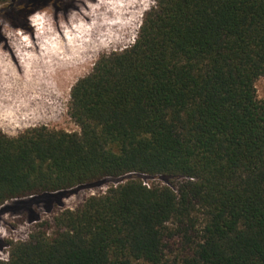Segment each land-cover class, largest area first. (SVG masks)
Returning <instances> with one entry per match:
<instances>
[{
	"label": "trees",
	"instance_id": "16d2710c",
	"mask_svg": "<svg viewBox=\"0 0 264 264\" xmlns=\"http://www.w3.org/2000/svg\"><path fill=\"white\" fill-rule=\"evenodd\" d=\"M50 1L0 13L25 28ZM154 1L72 86L79 131H0V209L124 177L7 241L0 264H264V0Z\"/></svg>",
	"mask_w": 264,
	"mask_h": 264
},
{
	"label": "rangeland",
	"instance_id": "374dc122",
	"mask_svg": "<svg viewBox=\"0 0 264 264\" xmlns=\"http://www.w3.org/2000/svg\"><path fill=\"white\" fill-rule=\"evenodd\" d=\"M154 5V0L50 1L29 15L25 28L0 13V131L16 136L42 124L79 131L69 114L72 86L102 54L132 44L144 14ZM256 86L263 99L264 77ZM141 177L148 184L160 181L159 176ZM123 178L6 202L0 209L1 247L27 239L39 223L51 222L63 209L78 208Z\"/></svg>",
	"mask_w": 264,
	"mask_h": 264
},
{
	"label": "built area",
	"instance_id": "2783aa9c",
	"mask_svg": "<svg viewBox=\"0 0 264 264\" xmlns=\"http://www.w3.org/2000/svg\"><path fill=\"white\" fill-rule=\"evenodd\" d=\"M9 256H10L9 246L6 245L4 247H0V260L7 261L9 260Z\"/></svg>",
	"mask_w": 264,
	"mask_h": 264
},
{
	"label": "bare ground",
	"instance_id": "6f19581e",
	"mask_svg": "<svg viewBox=\"0 0 264 264\" xmlns=\"http://www.w3.org/2000/svg\"><path fill=\"white\" fill-rule=\"evenodd\" d=\"M87 19V18H86ZM68 36V35H67ZM61 62V61H60Z\"/></svg>",
	"mask_w": 264,
	"mask_h": 264
}]
</instances>
